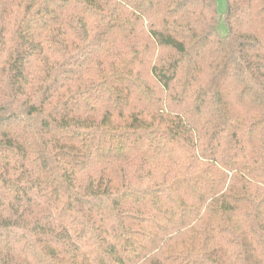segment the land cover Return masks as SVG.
Returning a JSON list of instances; mask_svg holds the SVG:
<instances>
[{
    "label": "trees",
    "instance_id": "1",
    "mask_svg": "<svg viewBox=\"0 0 264 264\" xmlns=\"http://www.w3.org/2000/svg\"><path fill=\"white\" fill-rule=\"evenodd\" d=\"M217 1L0 0V264H264V0Z\"/></svg>",
    "mask_w": 264,
    "mask_h": 264
},
{
    "label": "rangeland",
    "instance_id": "2",
    "mask_svg": "<svg viewBox=\"0 0 264 264\" xmlns=\"http://www.w3.org/2000/svg\"><path fill=\"white\" fill-rule=\"evenodd\" d=\"M226 0H218L217 1V9H218V13L219 15L223 16L225 14V11H226ZM218 32L221 34V35H226V26H225V22L224 20L221 21L219 27H218Z\"/></svg>",
    "mask_w": 264,
    "mask_h": 264
}]
</instances>
